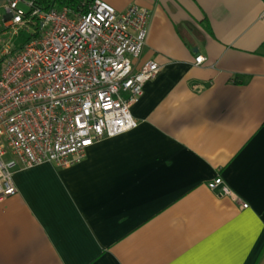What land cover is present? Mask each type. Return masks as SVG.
<instances>
[{
  "label": "crops",
  "instance_id": "obj_1",
  "mask_svg": "<svg viewBox=\"0 0 264 264\" xmlns=\"http://www.w3.org/2000/svg\"><path fill=\"white\" fill-rule=\"evenodd\" d=\"M106 1L149 10L141 59L160 72L135 128L14 169L0 264H264V0ZM218 175L247 207L208 188Z\"/></svg>",
  "mask_w": 264,
  "mask_h": 264
},
{
  "label": "built area",
  "instance_id": "obj_2",
  "mask_svg": "<svg viewBox=\"0 0 264 264\" xmlns=\"http://www.w3.org/2000/svg\"><path fill=\"white\" fill-rule=\"evenodd\" d=\"M19 1L5 4L8 30L38 23V34L14 51L4 49L0 63V201L17 191L18 165L69 166L101 138L135 128L131 108L161 68L154 58L141 59L150 16L143 6L118 11L91 0L74 10L25 0L24 12ZM205 60L195 57L196 64ZM206 185L248 206L220 175Z\"/></svg>",
  "mask_w": 264,
  "mask_h": 264
},
{
  "label": "rangeland",
  "instance_id": "obj_3",
  "mask_svg": "<svg viewBox=\"0 0 264 264\" xmlns=\"http://www.w3.org/2000/svg\"><path fill=\"white\" fill-rule=\"evenodd\" d=\"M28 9H29L28 5L26 6L23 5L24 12H27ZM34 31H35V25H31L29 30L22 29L17 33H12L11 30L5 29V33L1 34L2 31L0 28V63H1V59L4 56L3 54L4 49H7L8 51H14L18 49L26 41L28 35Z\"/></svg>",
  "mask_w": 264,
  "mask_h": 264
},
{
  "label": "trees",
  "instance_id": "obj_4",
  "mask_svg": "<svg viewBox=\"0 0 264 264\" xmlns=\"http://www.w3.org/2000/svg\"><path fill=\"white\" fill-rule=\"evenodd\" d=\"M35 3L41 7V8H48L50 5H54L56 7H62L64 5H67L74 10H83L86 9L89 2L91 0H34ZM38 34V23L35 24V31L31 32L26 41L31 39L33 36H36Z\"/></svg>",
  "mask_w": 264,
  "mask_h": 264
},
{
  "label": "snow or ice",
  "instance_id": "obj_5",
  "mask_svg": "<svg viewBox=\"0 0 264 264\" xmlns=\"http://www.w3.org/2000/svg\"><path fill=\"white\" fill-rule=\"evenodd\" d=\"M17 19H19V17H17Z\"/></svg>",
  "mask_w": 264,
  "mask_h": 264
}]
</instances>
